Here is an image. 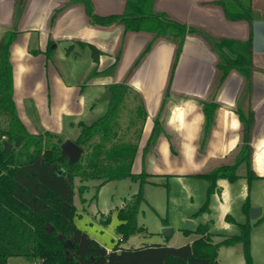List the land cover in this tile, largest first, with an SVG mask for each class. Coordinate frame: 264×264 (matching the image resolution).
<instances>
[{
    "label": "crops",
    "instance_id": "crops-1",
    "mask_svg": "<svg viewBox=\"0 0 264 264\" xmlns=\"http://www.w3.org/2000/svg\"><path fill=\"white\" fill-rule=\"evenodd\" d=\"M91 1L94 13L101 17H133L139 12L128 9L129 0ZM217 1L154 0L147 14H165L218 39L245 42L254 37L248 22L227 20ZM18 6L19 0H0V32L4 33L0 42L16 33L10 47L13 98L29 133L66 134L65 140L75 142L82 125L90 126L106 114L108 86L126 83L131 91L121 115L122 125L130 100L134 105L126 130L120 135L135 142L141 132L133 173L145 170L154 176L192 177L236 162L243 140L237 109L243 106L255 114L252 167L257 178L250 183L264 182V53L253 52L255 70L249 94L245 79L236 70L218 89V55L207 40L188 34L167 96L177 51L173 41L155 40L136 64L153 41L148 31L126 32L120 23L93 25L85 6L72 4V0H26L20 15ZM252 6L264 20V0H252ZM88 45L101 52L98 62ZM202 102L220 105L203 147L206 135ZM141 105L147 114L145 121L136 115ZM156 120L157 141L149 144ZM145 162L150 164L149 170L144 169ZM246 173V164H242L237 171L239 179H247ZM139 240L138 236L134 247L149 246L140 245ZM113 249L107 248L109 252Z\"/></svg>",
    "mask_w": 264,
    "mask_h": 264
},
{
    "label": "trees",
    "instance_id": "trees-1",
    "mask_svg": "<svg viewBox=\"0 0 264 264\" xmlns=\"http://www.w3.org/2000/svg\"><path fill=\"white\" fill-rule=\"evenodd\" d=\"M26 0H19L20 15ZM82 3L93 25L111 26L123 24L126 32L148 31L153 41L142 53L141 59L149 52L152 44L159 38L171 40L177 44V51L171 71L166 95L171 90L175 70L188 34H197L207 40L218 55L217 69L220 77L217 88L225 82L231 71L236 70L245 79L247 93L251 92L253 64V36L248 41H235L214 38L206 32L190 28L169 19L165 14L149 15L154 0H129L128 9L136 8L135 16L101 17L94 13L91 0H72V4ZM225 18L231 22L246 21L253 23L261 17L253 9L252 0H219ZM10 33L0 42V264H9L11 258H23L26 264H219L217 261L218 244L208 234V226L199 228L201 237L192 245L169 247L149 245L144 247H120L133 236H139L144 227L137 224V214L145 201L144 184L154 176L145 170L133 173L141 132L135 142L127 141L121 134V115L131 87L126 83L111 84L109 106L106 114L92 125H82L81 133L75 141L84 149L79 162L70 165L62 156L61 145L65 141L61 136L46 132L31 134L22 123L14 102L13 75L10 63V47L14 35ZM98 62L101 52L88 45ZM68 51V50H67ZM205 117V139L209 136L215 121L218 103L202 102ZM243 125V140L238 158L233 165H224L210 173L192 176L209 181L208 196L220 191L219 179L237 181L239 167L246 164V178L249 182L257 178L253 167L252 134L255 114L252 109L245 111L243 106L237 109ZM136 115L145 121L147 114L143 105L136 109ZM159 121L149 144H155ZM126 130V129H125ZM124 130V131H125ZM4 138L13 145L11 153L4 152ZM83 183L79 191L84 194L88 187L85 181L96 180L106 183L124 179L140 182V191L133 197L132 204L118 210L119 224L117 233L120 240L117 246L108 251L105 246L92 239L75 223V180ZM160 185L159 183H153ZM197 230V231H198ZM185 233H188V229ZM246 233L227 240L229 244L244 241L247 263L252 264L250 240Z\"/></svg>",
    "mask_w": 264,
    "mask_h": 264
},
{
    "label": "rangeland",
    "instance_id": "rangeland-1",
    "mask_svg": "<svg viewBox=\"0 0 264 264\" xmlns=\"http://www.w3.org/2000/svg\"><path fill=\"white\" fill-rule=\"evenodd\" d=\"M1 34L4 33L0 32V38L3 37ZM133 105L134 101L130 100L121 132H125ZM132 131L129 136L133 135ZM61 137L65 139L66 134ZM145 165L144 169L149 170L150 164L145 162ZM154 182L161 185H154ZM82 184L80 179L75 180V223L92 239L113 249L120 237L117 233V210L132 204L133 197L140 191V182L128 178L100 187L101 182L89 180L84 182L88 187L84 194L78 190ZM209 186V181L193 177L168 175L149 178L143 186L145 201L137 214L138 226L145 228L139 235V244L181 247L192 244L201 236L197 231L199 227L208 226V234L218 244L219 264H248L244 241L227 242L232 237H242L248 229L252 264H264V182L219 179L218 186L222 193L216 192L210 197ZM255 207L262 208V215L252 220L249 212ZM188 221L193 225L185 233ZM123 245L128 247L126 242ZM10 264H26V261L20 257L11 258Z\"/></svg>",
    "mask_w": 264,
    "mask_h": 264
},
{
    "label": "water",
    "instance_id": "water-1",
    "mask_svg": "<svg viewBox=\"0 0 264 264\" xmlns=\"http://www.w3.org/2000/svg\"><path fill=\"white\" fill-rule=\"evenodd\" d=\"M253 52L255 53H264V20H258L253 23ZM4 152L6 154L11 153L13 150V145L8 141H3ZM62 156L68 159L70 165L76 164L79 162L84 154V149L79 146L76 142L72 140H65L61 145ZM250 218L252 220H257L262 215V208L255 207L252 208L249 212ZM193 225V222H187V229ZM137 236H133L128 240L130 246H135L137 241Z\"/></svg>",
    "mask_w": 264,
    "mask_h": 264
}]
</instances>
